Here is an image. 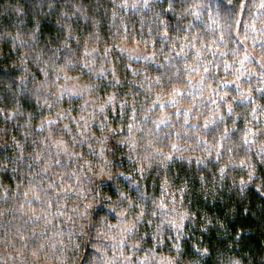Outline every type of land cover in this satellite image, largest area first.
Wrapping results in <instances>:
<instances>
[{
    "label": "trees",
    "instance_id": "1",
    "mask_svg": "<svg viewBox=\"0 0 264 264\" xmlns=\"http://www.w3.org/2000/svg\"><path fill=\"white\" fill-rule=\"evenodd\" d=\"M0 264H264V0H0Z\"/></svg>",
    "mask_w": 264,
    "mask_h": 264
},
{
    "label": "rangeland",
    "instance_id": "2",
    "mask_svg": "<svg viewBox=\"0 0 264 264\" xmlns=\"http://www.w3.org/2000/svg\"><path fill=\"white\" fill-rule=\"evenodd\" d=\"M140 1L143 0H124V4H126L127 6L128 5L134 6L137 5ZM122 51L125 52L131 58L145 57V53L143 52V50H140L137 47L124 46L122 48ZM60 89L63 93H67L76 97H84L85 100L87 101L90 112L92 113L97 112V107L98 109L101 110L103 108L104 103L100 104L97 102L96 98L90 96L87 90L86 82H84L79 77H74V76L66 77L64 81L61 83Z\"/></svg>",
    "mask_w": 264,
    "mask_h": 264
}]
</instances>
